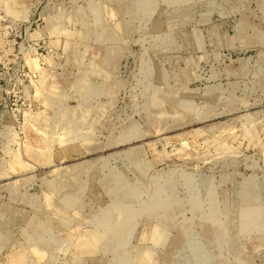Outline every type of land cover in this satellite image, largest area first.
Returning a JSON list of instances; mask_svg holds the SVG:
<instances>
[{
  "label": "rangeland",
  "instance_id": "obj_1",
  "mask_svg": "<svg viewBox=\"0 0 264 264\" xmlns=\"http://www.w3.org/2000/svg\"><path fill=\"white\" fill-rule=\"evenodd\" d=\"M0 264H264V0H0Z\"/></svg>",
  "mask_w": 264,
  "mask_h": 264
}]
</instances>
